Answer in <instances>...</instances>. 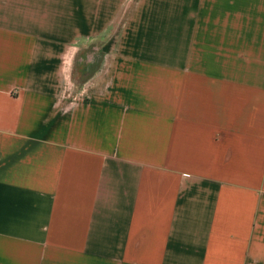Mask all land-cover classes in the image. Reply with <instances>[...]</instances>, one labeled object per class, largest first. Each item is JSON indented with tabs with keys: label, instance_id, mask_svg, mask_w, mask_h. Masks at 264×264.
Masks as SVG:
<instances>
[{
	"label": "crops",
	"instance_id": "crops-1",
	"mask_svg": "<svg viewBox=\"0 0 264 264\" xmlns=\"http://www.w3.org/2000/svg\"><path fill=\"white\" fill-rule=\"evenodd\" d=\"M0 264H264V0H0Z\"/></svg>",
	"mask_w": 264,
	"mask_h": 264
}]
</instances>
